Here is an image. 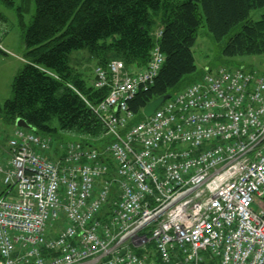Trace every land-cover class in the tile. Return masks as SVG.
<instances>
[{"label": "built area", "instance_id": "1", "mask_svg": "<svg viewBox=\"0 0 264 264\" xmlns=\"http://www.w3.org/2000/svg\"><path fill=\"white\" fill-rule=\"evenodd\" d=\"M164 58L156 43L143 68L94 67L101 148L13 129L0 264H264V61L204 66L134 121L127 102Z\"/></svg>", "mask_w": 264, "mask_h": 264}, {"label": "trees", "instance_id": "2", "mask_svg": "<svg viewBox=\"0 0 264 264\" xmlns=\"http://www.w3.org/2000/svg\"><path fill=\"white\" fill-rule=\"evenodd\" d=\"M0 1L14 7V0ZM255 8L263 12L251 20ZM16 9L24 65L12 80V97L0 103V116L12 124L22 118L36 133L70 131L76 141L98 148L108 137L86 101L99 102L108 87L87 84L69 63L73 50L87 48L98 57L96 66L120 59L128 67L143 68L152 47L159 45L165 58L157 75L127 102L134 121L144 118L142 109L149 101L173 95L198 78L192 77L196 71L192 48L203 23L223 56L264 54V0H35L28 26L23 14L31 11L29 2ZM238 24L240 30L230 34ZM158 29L161 34L156 38ZM0 53L5 54L1 49ZM106 161L113 167L110 158Z\"/></svg>", "mask_w": 264, "mask_h": 264}, {"label": "rangeland", "instance_id": "3", "mask_svg": "<svg viewBox=\"0 0 264 264\" xmlns=\"http://www.w3.org/2000/svg\"><path fill=\"white\" fill-rule=\"evenodd\" d=\"M27 2L30 4L31 11L23 14V21L26 26L30 24L32 15L35 11V0H14V7H7L2 1H0V15L4 17V20H0V46L1 50L5 53H0V103L4 100L12 97L11 83L14 76L23 67L24 59L22 57L23 47V31L20 26L19 16L17 13V7L25 5ZM263 12V8H255L251 10L249 19L258 20ZM241 24L236 25L230 31L233 34L240 30ZM6 31V33H5ZM5 34V35H4ZM4 35V38L3 36ZM3 38V39H2ZM193 56L196 65V71L193 74V78L199 77L204 69V66L212 68L218 66H225L227 68H235L240 64H243L247 68H258L264 61L263 55L255 56H239V57H225L221 51V45H219L212 35L208 32L206 25L203 23L198 29L197 38L192 48ZM98 57L92 54L87 48H81L79 50H73L69 54V63L75 69L76 72L81 73L83 79H86L87 84H90L93 78V69L96 66ZM191 79L188 83L193 82ZM52 126H57L55 119L51 122ZM15 125L6 121H2L0 124V149L6 148L7 139L12 134ZM38 134L47 136L51 139L52 144L64 145L70 141L77 140L76 134L70 131H40ZM103 144L107 142L101 141ZM96 146V145H93ZM4 148V149H5ZM3 160L1 159L0 162ZM5 186L0 180V195L2 194ZM15 193V191L13 192ZM59 221L55 223V226H59Z\"/></svg>", "mask_w": 264, "mask_h": 264}, {"label": "water", "instance_id": "4", "mask_svg": "<svg viewBox=\"0 0 264 264\" xmlns=\"http://www.w3.org/2000/svg\"><path fill=\"white\" fill-rule=\"evenodd\" d=\"M169 94H163V95H160L154 99H152L151 101H149L142 109V114L145 116V117H148L150 116L154 110L156 108H158L166 99L169 98ZM15 125L16 126H19V127H23V128H26V129H30L32 128L25 120H23L22 118H17L15 120Z\"/></svg>", "mask_w": 264, "mask_h": 264}, {"label": "crops", "instance_id": "5", "mask_svg": "<svg viewBox=\"0 0 264 264\" xmlns=\"http://www.w3.org/2000/svg\"><path fill=\"white\" fill-rule=\"evenodd\" d=\"M0 20H4V17L3 16H1L0 15ZM5 33H6V31H5ZM5 35V34H4ZM4 35H2L3 36V38H4ZM2 38V39H3ZM0 40H1V37H0ZM22 48H24V47H22ZM23 51V50H22ZM24 64V63H23ZM2 121H4L5 122V119L3 118V117H1L0 116V124H1V122ZM15 125V124H14ZM15 128V127H14ZM5 148V147H4ZM0 149V160L2 159L3 160V162H6L7 161V158H8V153H7V145H6V148L5 149ZM0 180H1V175H0ZM1 182H2V180H1Z\"/></svg>", "mask_w": 264, "mask_h": 264}]
</instances>
